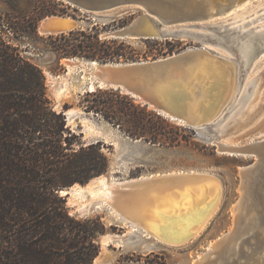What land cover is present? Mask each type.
Returning <instances> with one entry per match:
<instances>
[{"label": "rangeland", "instance_id": "rangeland-1", "mask_svg": "<svg viewBox=\"0 0 264 264\" xmlns=\"http://www.w3.org/2000/svg\"><path fill=\"white\" fill-rule=\"evenodd\" d=\"M36 2L0 0V11H13L12 5L18 11L32 13ZM138 14L139 12L109 16L79 10L56 15L74 17L79 20L77 29L92 30L95 27L100 37H103L106 32L124 27L120 25V18L133 15L130 23ZM259 15L262 16L246 24L245 28H264V0H242L231 12L220 18L237 20L234 24L238 25ZM5 18L4 15L3 19ZM41 20L38 22L37 36L16 37L2 21L0 29L11 38V42L18 47L26 60L42 70L47 93L55 108L58 111H72L73 120L70 122L67 119V126L77 135L74 136V147L79 149L81 144L87 146L99 142V151L107 159L105 171L91 173L87 182H76L71 186H85L92 178L109 172L115 180L120 181L159 173L207 172L217 176L222 184L218 207L206 225L195 237L177 245L160 242L140 228L132 229L112 212L111 206L103 198L82 197L79 194L62 195L66 198L71 215L79 220L98 217L105 225L106 233L101 234L97 241L100 243V252L91 264H195L205 253H212L208 264H264V170L252 173L248 178L243 215L240 213V217H237L233 207L243 195L241 168L253 165L257 158L255 155H233L218 149L220 141L235 142L238 145L264 141V52L258 57L260 59L262 55L261 60L257 63L259 59H255L243 76L240 92L245 93L244 98L240 106L227 114L222 125H219L220 129L211 125L189 126L147 106L148 110L145 109L139 100L119 90L113 89L122 96H118L112 89L98 87L90 91L88 82L92 75L86 76L85 72L94 68L91 60L82 56L59 57L50 46V35L42 34L38 30ZM102 37L101 39H105ZM166 39L172 45L155 44V41L165 43ZM121 40H126L133 46L139 60H145L172 54L167 52L170 47L174 49L173 53H177L206 46L207 37L183 35L154 38L148 43L145 42L147 39ZM67 58L79 60L76 68L68 75V90L72 93L70 97L65 95L68 90L64 89L62 80V76L68 71ZM121 61L124 60L113 62ZM82 75L86 77L83 78ZM85 98L90 102L85 101ZM95 99L98 101V108H86ZM143 133H146L148 139L141 136ZM87 151L96 155L98 148ZM86 173H90V170L77 172L79 176ZM68 187L70 186L61 189ZM246 218H253L251 221H254L247 230L244 228ZM235 229V238L224 244L218 252H213L211 245ZM237 238L239 241H235ZM231 246L234 247L232 250Z\"/></svg>", "mask_w": 264, "mask_h": 264}, {"label": "trees", "instance_id": "trees-1", "mask_svg": "<svg viewBox=\"0 0 264 264\" xmlns=\"http://www.w3.org/2000/svg\"><path fill=\"white\" fill-rule=\"evenodd\" d=\"M36 1L32 13L12 5L13 11H0V21L16 37H32L37 36L38 22L44 17L80 10L63 0ZM132 16L120 18V25L128 24ZM3 32L1 28L0 264H91L100 252L97 241L106 233L105 225L98 217L79 220L71 215L59 190L105 171L107 159L99 151V142L74 147L77 135L67 126L65 112L55 108L42 70L26 60ZM48 39L59 57L139 60L126 40L101 39L95 27ZM155 44L172 45L169 39ZM173 51L170 47L167 52ZM92 102L86 108H98V101ZM141 136L148 139L146 133ZM93 148H98L96 155L87 151ZM78 170L90 173L79 176Z\"/></svg>", "mask_w": 264, "mask_h": 264}, {"label": "water", "instance_id": "water-1", "mask_svg": "<svg viewBox=\"0 0 264 264\" xmlns=\"http://www.w3.org/2000/svg\"><path fill=\"white\" fill-rule=\"evenodd\" d=\"M63 1L97 15L113 16L139 12L128 25L106 32L102 38L206 36V46L190 48L161 58L100 62L102 73L98 77L99 88L119 90L139 100L144 106L170 118L183 120L189 126L211 125L220 129L219 125H222L227 114L240 106L244 98V95H239L243 76L252 61L264 52V30H257L256 27L245 28L246 24L254 22L262 15L238 25L234 24L237 20L220 18L231 12L242 0ZM53 16L55 17L47 19ZM69 17L71 16L48 15L40 21L38 30L45 35H55L77 29L79 20L74 17L69 20ZM243 48L248 51V61L244 68L240 67ZM228 75L236 77L239 91L231 102L225 93L229 82ZM245 148L247 147L218 145V149L225 152H243ZM250 149L254 150L253 147ZM257 162L249 166L252 173L264 168V155ZM191 174H176L173 177L186 179ZM141 184L144 187L149 186L145 179V182L140 181L130 188L135 190ZM70 188L71 186L60 189L59 192L68 196L71 194ZM63 191L66 193L63 194ZM230 233L222 237L221 241L226 240L224 244L234 238L236 230ZM207 254L209 259L211 253Z\"/></svg>", "mask_w": 264, "mask_h": 264}, {"label": "bare ground", "instance_id": "bare-ground-1", "mask_svg": "<svg viewBox=\"0 0 264 264\" xmlns=\"http://www.w3.org/2000/svg\"><path fill=\"white\" fill-rule=\"evenodd\" d=\"M54 17L55 16L47 17V19L49 20ZM69 20H71V17H69ZM257 30H264V28H260ZM129 38H135V37H129ZM243 42L245 43V41ZM209 44H210L209 46L213 45L212 43ZM215 46L218 47L217 45ZM241 54H242V58H241L242 63L240 67L244 68L245 65L247 64L246 61H248L247 49L243 48ZM261 58L260 59L258 58L259 60L257 61V63L261 60ZM67 59L69 60V62H67L68 71L66 74H64V76H62V80H64L65 90L69 89L68 81H67L68 75L70 74V72H72V70L76 68L79 62V60L75 61L71 58H67ZM255 59L252 61V64L255 61ZM91 64L94 66V68L92 70H87L85 72L86 76L92 75L90 81L88 82V89L90 91L98 88L97 86L98 77L101 76L102 73L101 72L102 67L100 62L92 60ZM85 75H82V77L85 78L86 77ZM228 80L229 82L225 93L228 94V95L226 94L227 98H229V101L231 102L236 97V93H238L239 91H237L236 77L233 75H228ZM239 93L240 96H243L245 94L242 92ZM65 95L67 97H70L72 96V93L68 90L65 93ZM65 113L68 121L72 122L73 120L72 111L68 110ZM174 119L178 123L185 125V122L183 120L176 118ZM200 127H204V126H200ZM218 145L247 147L245 148V150H243V152L230 151L228 153L233 155H240V154L255 155L257 161H259L261 156L264 155V142L262 143L253 142L248 145H238L235 142L220 141L218 142ZM251 147H253L254 150L250 149ZM221 152H225V151H221ZM187 173H192V174L189 176V178L186 179L185 177L183 178L173 177V175L176 174L185 175ZM241 173L243 177V181L241 185V189L243 190V195L233 207V210L235 211L237 217L241 212L244 211V207H245L244 201L246 198L245 196L247 195L246 194V188L248 184L247 180L248 178H250V175L252 174L251 169L247 166L241 168ZM145 179H147V182H149V186L144 187L141 184L142 186L140 185L141 187L136 188L135 190L134 188H130V186H134V184H138V182L140 181L145 182ZM65 193L66 192L63 191V194ZM70 193L72 195L79 194L82 197L89 196L92 198H103L105 202L111 206L112 212H114L119 218H121L126 225L131 226L132 229L140 228L148 236L155 237L160 242L177 245V244L185 243L188 240L195 237L201 231V229L206 225V223L208 222V220L210 219V217L218 207L222 194V184L217 176L207 172L191 171V172H172V173H161V174L159 173V174L143 175L121 181L115 180L112 177L111 172H109L107 174H102L100 176L92 178L90 182L85 186H81V185L71 186ZM250 218H246L247 220L245 227L243 226L245 230H247L250 227L249 225L251 222L254 223V221H251L253 218L252 219ZM254 227H256L255 224ZM230 235H232V233H230ZM221 239L222 237L218 238L211 245L213 252L215 253L218 252L223 246V244L226 242V240L221 241ZM237 240L238 238L235 241ZM233 248L231 246V250ZM208 255L209 254L205 253L203 256H200L196 260L195 264H208L209 262Z\"/></svg>", "mask_w": 264, "mask_h": 264}]
</instances>
